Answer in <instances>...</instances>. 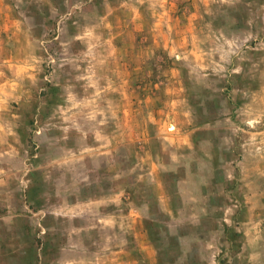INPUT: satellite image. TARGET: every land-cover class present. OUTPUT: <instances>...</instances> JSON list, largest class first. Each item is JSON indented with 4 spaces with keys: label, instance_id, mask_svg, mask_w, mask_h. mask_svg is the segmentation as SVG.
Returning a JSON list of instances; mask_svg holds the SVG:
<instances>
[{
    "label": "rangeland",
    "instance_id": "rangeland-1",
    "mask_svg": "<svg viewBox=\"0 0 264 264\" xmlns=\"http://www.w3.org/2000/svg\"><path fill=\"white\" fill-rule=\"evenodd\" d=\"M0 4V264H264V0Z\"/></svg>",
    "mask_w": 264,
    "mask_h": 264
},
{
    "label": "crops",
    "instance_id": "crops-1",
    "mask_svg": "<svg viewBox=\"0 0 264 264\" xmlns=\"http://www.w3.org/2000/svg\"><path fill=\"white\" fill-rule=\"evenodd\" d=\"M0 10H3L6 15V22L9 24V26H17L16 23L13 20L12 10L9 5L0 4Z\"/></svg>",
    "mask_w": 264,
    "mask_h": 264
}]
</instances>
